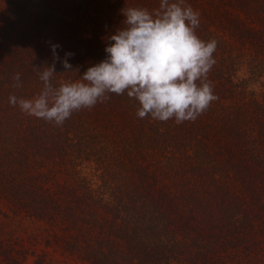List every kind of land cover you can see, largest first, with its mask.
Segmentation results:
<instances>
[{"label": "trees", "instance_id": "1", "mask_svg": "<svg viewBox=\"0 0 264 264\" xmlns=\"http://www.w3.org/2000/svg\"><path fill=\"white\" fill-rule=\"evenodd\" d=\"M185 2L203 9L199 38L217 41L218 99L198 119L138 118L125 92L56 126L9 103L40 93L33 67L51 65L50 45L83 75L122 9L160 0H0V198L90 264H264V0ZM0 256L28 259L9 244Z\"/></svg>", "mask_w": 264, "mask_h": 264}, {"label": "clouds", "instance_id": "2", "mask_svg": "<svg viewBox=\"0 0 264 264\" xmlns=\"http://www.w3.org/2000/svg\"><path fill=\"white\" fill-rule=\"evenodd\" d=\"M122 27L107 37L106 58L92 64L80 75L63 60L51 44L52 63L34 68L42 89L31 99L9 96V103L26 115L62 126L73 113L92 109L123 95L138 102L136 115L144 119L177 124L195 121L218 99L209 72L216 64L217 41L197 35L200 13L185 0H160L159 7H125ZM57 62L65 71L56 72ZM78 73L75 81L55 82L54 77ZM13 87H21V74L13 77Z\"/></svg>", "mask_w": 264, "mask_h": 264}, {"label": "rangeland", "instance_id": "3", "mask_svg": "<svg viewBox=\"0 0 264 264\" xmlns=\"http://www.w3.org/2000/svg\"><path fill=\"white\" fill-rule=\"evenodd\" d=\"M195 10L203 14L201 6ZM241 18L244 19L243 14ZM87 174L93 182L100 183L98 173L88 171ZM58 234L60 231L57 228H52L42 220L28 216L24 212L10 210L6 202L0 198L1 246L9 244L16 250L26 249L28 254L26 264H90L77 255L66 252L54 238ZM0 264H5L2 256Z\"/></svg>", "mask_w": 264, "mask_h": 264}]
</instances>
